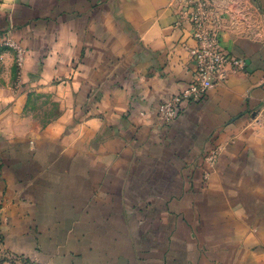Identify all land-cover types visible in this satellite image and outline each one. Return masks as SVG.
Listing matches in <instances>:
<instances>
[{"label":"crops","instance_id":"0c3cea01","mask_svg":"<svg viewBox=\"0 0 264 264\" xmlns=\"http://www.w3.org/2000/svg\"><path fill=\"white\" fill-rule=\"evenodd\" d=\"M174 3L0 0L7 249L41 264H264L260 8L223 5L221 45L245 68L163 124L160 103L196 80ZM52 100L61 113L42 124L29 110Z\"/></svg>","mask_w":264,"mask_h":264},{"label":"built area","instance_id":"2783aa9c","mask_svg":"<svg viewBox=\"0 0 264 264\" xmlns=\"http://www.w3.org/2000/svg\"><path fill=\"white\" fill-rule=\"evenodd\" d=\"M174 13L176 24L180 27L187 25L194 41L193 45L184 44L183 47L196 65V80L160 103L158 116L163 124L176 119L183 101L200 99L206 91L226 83L231 74L246 65L243 57L223 49L220 41L221 13L216 5H208L207 0H175ZM217 154L218 150H215L207 157L211 165H215Z\"/></svg>","mask_w":264,"mask_h":264},{"label":"rangeland","instance_id":"374dc122","mask_svg":"<svg viewBox=\"0 0 264 264\" xmlns=\"http://www.w3.org/2000/svg\"><path fill=\"white\" fill-rule=\"evenodd\" d=\"M208 5H216L217 11L222 9L223 5H258L260 8L261 21L260 24L264 26V0H207ZM11 47V45L9 46ZM42 100V99H41ZM53 105H36L32 109L28 107V110L35 111L43 123L50 117H57L61 113V108L55 100H52ZM2 218H0L1 224ZM31 262H39L38 259L30 257L25 254H20L7 249L4 245V236L0 226V264H28ZM40 263V262H39Z\"/></svg>","mask_w":264,"mask_h":264}]
</instances>
